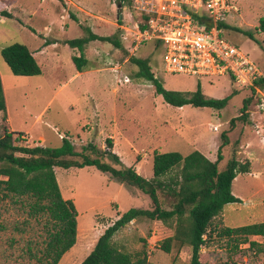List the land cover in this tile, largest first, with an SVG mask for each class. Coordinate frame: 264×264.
Here are the masks:
<instances>
[{
  "label": "rangeland",
  "instance_id": "rangeland-1",
  "mask_svg": "<svg viewBox=\"0 0 264 264\" xmlns=\"http://www.w3.org/2000/svg\"><path fill=\"white\" fill-rule=\"evenodd\" d=\"M45 1L52 4L51 11L56 19L63 20L64 15L69 14L68 20L78 21L81 26L78 28L76 25L74 29L61 35L56 31L63 30L62 24L66 25L64 22L52 21L51 26L56 36L87 35L86 28L92 24V14L96 13L99 16L97 20L100 28L105 29L109 35L114 34L112 31L118 32L123 47L118 48L113 43L102 40L94 44L89 42L85 45V48H88L89 62L86 69L89 73L71 81L69 79L77 73V69L70 55L72 49L66 46L59 49L50 48L48 60L39 56L44 68L42 75L14 74L3 58L1 50L15 42L34 47L42 41L43 36L40 38L35 36L37 39L33 37L32 29L43 30L39 6L47 4ZM69 1L28 0L29 5H26L28 15H22L26 22L24 25L20 24V20H11L9 16L0 13V71L6 87L8 120L10 119L12 127L17 132H23L31 139L29 142L19 141V144L60 147L63 137L66 136L79 152L90 143L96 144L99 150L104 152L109 149L107 139L112 140L109 135H114V138L118 139L122 133L128 132L137 142H152L150 131L158 142L154 145L159 152L178 151L187 155L192 151L190 143L193 144L195 137L202 142L214 138L220 145L223 141L221 135L226 132L232 142L223 149L225 158L220 162V168H225L227 160L235 155L241 162L249 163L250 172L238 174L233 181V192L241 197V202L226 204L223 211L213 220L207 233L208 237L206 236L207 241L201 250V260L205 264H264L263 237H252L261 243V250L249 248L248 244L235 249L233 242L229 244L228 239L220 235L221 229L226 226L236 227L264 221V126L260 133L256 128V124L264 123V118L258 106L259 102L251 95L250 88L237 85L227 76L198 78L193 75L168 73L162 60L163 47L155 46L154 42H148L135 50L133 42L135 37L131 34L136 31L135 21L138 20V16L127 0H112L115 5L111 0H89L88 5H93L97 11L89 10L83 0H73L75 4ZM234 1L239 9L237 12L229 13L225 36L246 51L259 64L264 74V51L260 47L264 35L256 29L259 18L263 17L260 13H264V10L259 11L258 6L262 3L264 8V1ZM4 3V10L9 12V1L4 0ZM114 22L127 28L118 29L117 26L114 27ZM65 28L68 30V26ZM249 33H253L255 39L251 38ZM123 34L126 38L122 36ZM72 48H75L74 53L78 55L79 48ZM132 57L149 58L151 70L166 89L191 92L196 89L198 81H201L203 91L208 96L223 98L233 92L236 94L221 110L191 104L179 109L166 103L163 96L156 92L152 82L138 77L139 66L132 61ZM54 59L59 62L57 69L51 64ZM95 75L99 76L95 78L100 79L102 85L109 81L104 91H100V94H103L105 114L98 115L96 125L94 119H91V124L84 126L86 132H89L87 134L78 127L79 116L76 110L71 111L70 106L75 104L78 96L80 99L85 97L84 90L94 83ZM125 76L130 78L129 82L124 81ZM113 79L114 82H111ZM245 98H251L248 119H237L234 125H231V119L241 115ZM4 115L0 114L1 135L7 128V116L5 113ZM119 120H125L124 124L120 125ZM100 124L103 126V132L99 129ZM211 124L218 125V131H210L209 125L210 128L214 127ZM151 130L156 134L154 135ZM170 132H173L171 134L173 136L168 141L167 136ZM40 135L44 138H39ZM146 151L151 152L147 147L144 151L139 150L141 154ZM217 151L218 149L213 156L215 160ZM85 152L92 157L98 156L103 161L120 166L104 154L99 156V153L91 149ZM74 158L82 160L79 156ZM148 158H153V153H149ZM56 175L64 196L78 202L79 229H88L79 232L75 245L64 254L59 264H80L104 230L119 218L115 216L117 209L123 214L132 207L139 208L147 204V202L141 204L132 197L137 194L144 200V195L138 193L137 188L127 185L120 187L117 181L110 179L109 173L102 172L94 165L83 168L57 167ZM159 196L164 208H172L174 199L167 191L159 190ZM147 198L149 206L153 208L151 199L148 196ZM26 208L21 202L2 198L0 195V264H30L34 262L30 260V249L38 252L44 245L45 233L42 222L28 220ZM172 234L173 230L161 220L140 217L120 229L115 234L114 241L125 250L135 251L142 249V238H145L150 253L149 264H190L192 255L190 247L174 245L170 253L161 249L162 241Z\"/></svg>",
  "mask_w": 264,
  "mask_h": 264
},
{
  "label": "trees",
  "instance_id": "trees-1",
  "mask_svg": "<svg viewBox=\"0 0 264 264\" xmlns=\"http://www.w3.org/2000/svg\"><path fill=\"white\" fill-rule=\"evenodd\" d=\"M4 0H0V13L12 17L4 10ZM120 21V20H119ZM228 27L227 24H221ZM239 29V28H237ZM256 29L264 33V17L260 18ZM87 35L67 40L71 47H78L80 55H74L73 61L79 70L88 64L84 55V47L89 41L102 40L113 43L116 47H123L118 32L109 36L93 33L86 28ZM249 36L255 39L253 33ZM264 51V39L260 41ZM2 56L16 75H40L42 68L26 44L15 42L4 46ZM132 61L139 66L138 77H143L155 86L156 92L163 96L166 103L182 107L188 104L196 107L225 108L230 99L236 94L215 98L204 93L201 81H198L194 91H179L166 89L160 79L150 67L149 58L132 57ZM255 86L264 89V76L255 81ZM255 98L256 89L250 87ZM251 98H245L242 113L231 119L234 125L237 119H248V106ZM7 110V102L0 74V112ZM23 132H9L0 134V195L21 202L26 208L28 220L35 219L42 222L45 239L43 247L38 252L30 249V264H59L64 254L77 241L78 209L73 199L64 198L55 167H79L94 165L102 172L110 174L115 181L132 186L146 194L154 205L151 209L132 207L109 225L99 236L95 246L80 264H149V249L145 238L140 250L128 251L118 246L114 241L115 234L134 219L147 217L161 220L173 230V234L165 238L160 247L170 253L174 245L188 246L192 249L190 264H205L201 260V250L207 241L206 236L213 224V220L223 211L228 203L241 202V198L233 193L232 184L240 173L250 172L249 163L241 162L235 155L227 160L226 167L220 168V162L225 158L223 149L232 140L226 132L222 133L223 141L218 147L217 159L210 160L199 150L187 155L178 151L153 153L154 176L147 179L132 166H125L119 155L112 151L113 142L107 139L111 150L102 152L96 144H88L82 152L68 137H63L60 147L43 145H21L20 135ZM104 154L116 164L103 161L100 157H92L85 151ZM81 157L82 160L74 157ZM159 190L167 191L173 200L172 208H164ZM88 230V229H85ZM79 229L80 231H85ZM229 244L239 249L248 244L249 248L262 249L261 243L253 240L254 236H264V221L253 222L236 227L226 226L220 231Z\"/></svg>",
  "mask_w": 264,
  "mask_h": 264
},
{
  "label": "built area",
  "instance_id": "built-area-1",
  "mask_svg": "<svg viewBox=\"0 0 264 264\" xmlns=\"http://www.w3.org/2000/svg\"><path fill=\"white\" fill-rule=\"evenodd\" d=\"M127 1L138 16L136 31L131 34L135 37V50L154 42L163 47L162 60L168 73L198 78L227 76L237 85L254 87L264 118V89L255 86L264 74L246 51L225 36V27L221 25L227 24L231 11H238L234 0ZM122 36L126 38L125 34ZM123 79L130 81L128 76ZM263 126L264 123L256 124L258 133ZM218 128L213 127L215 131ZM28 137L20 135L23 142H29Z\"/></svg>",
  "mask_w": 264,
  "mask_h": 264
},
{
  "label": "crops",
  "instance_id": "crops-1",
  "mask_svg": "<svg viewBox=\"0 0 264 264\" xmlns=\"http://www.w3.org/2000/svg\"><path fill=\"white\" fill-rule=\"evenodd\" d=\"M5 1H9V13L12 14V17H9V18L11 20H16V21L17 20L18 21L20 20V24L21 25L22 24L23 25L26 24V22L24 21L23 17L28 15L27 14L28 13V8L26 7V5L27 6L29 5L28 4L29 3L28 0H5ZM83 1L85 2V5H86V7H88L89 10H91V11L92 10L93 11H97V9H95V7H93V5H88L89 0H83ZM69 2L72 3V4H75L73 0H70ZM46 3L47 4H44V3L43 4H40V6H39V9H40V11L42 13V15H41V24L43 26V30L41 31V30H38V29H35V28L32 29L33 30V33H34V36L33 37L34 38H36V37L40 38V36H43L42 37V41L39 44L35 45L34 47H31V46L29 47V49L31 50V52L33 53V55L35 56L36 60L38 61V63L40 64V66L42 68V73L40 75H42L44 73V68H43V66L41 64V61L39 59V56H43L45 58V60H48L49 59L48 58L49 57L48 54H49V49L50 48L59 49V48H61L63 46H66L68 49H72V54H70L71 55V58H73L74 55H77L76 53H74L75 52V50H74L75 48H72L70 46V44L67 43V40L75 39V38H80V37H69V36L59 37V36H56V34L53 33V27L51 26V24H52L51 22L52 21H54L56 23L57 22H60V23L61 22H64V25L68 26V30H66V28H65L66 26H63V24H62L63 30L61 29V30L56 31V33H59L60 32L61 35H63L64 33L65 34L68 33L70 30L74 29L76 25L78 26V28L81 27L80 24L77 23L78 21L76 22L75 20H68L69 14L64 15L63 20H61V19L59 20L58 18L56 19L55 14L53 13V11H51L52 4L49 1H47ZM111 3H112V0H111ZM112 4L115 5L114 3H112ZM18 7H19V9H18ZM262 7H263V4L260 3L259 6H258L259 11L260 10L261 11L264 10V8H262ZM22 15H24V16L22 17ZM260 16H263L264 17V13L263 14L260 13ZM98 17L99 16L96 15V13L92 14V20H91L92 21L91 22L92 24L89 25L87 28H89L95 34L102 35V36H109L110 33H107L105 29H101L100 26L98 25L99 24V21L97 20V19H99ZM260 18H262V17H260ZM260 18H259V21H260ZM113 25H114V27L117 26L118 29L119 28H124L123 25H118V23H116V22H114ZM100 29H101V32L99 31ZM112 33H115V31L114 32L112 31ZM52 34H54V36H52ZM263 35H264V33H263ZM81 37H83V36H81ZM98 41H99V39L92 40V41H89V42H93V44H94L95 42H98ZM104 47H105V45H104ZM87 53H88V48H85L84 47V55H85V57L88 60V56H87L88 54ZM78 55H80V50H79V54ZM55 60L56 59L52 60L51 61V64L54 67V69H57L59 62L58 61H55ZM72 61H73V59H72ZM88 62H89V60H88ZM86 66L84 67L83 70H79L76 67L77 73L74 76H72L69 79V81L74 80L75 78L80 77L83 74L89 73L88 72L89 70L86 69ZM0 74H1L3 88H4V93H5V97H6V87L4 85V80H3V77H2L1 71H0ZM95 77H99V76L98 75H95L94 76V79H95L94 80V83L89 88L87 87L84 90L85 92H84L83 96H85V97L83 99H80V96H78L76 98L75 104H73V105L70 106L71 111H74L75 112V110H76L77 111L76 114L79 116V118L77 119V123L79 124L78 127L80 129H82L87 134L89 132H86L84 126L86 124H88V123L91 124V122H90L91 119H94V121H95V124L94 125H96V123L98 122V115L99 116H102L103 113L105 112V110H104L105 108H103L104 105L102 104V96H103V94L101 95L100 94L101 93L100 91L101 90L104 91V88L108 86L107 83H109V81L106 82V83H104V85H102V81L100 79H98V78H95ZM118 80L121 81L122 79H118ZM111 82H114V79L111 80ZM6 102H7V110L5 112H2L1 111L0 114L3 113V115H4V113H5L6 116H7L6 117L7 118L6 119V121H7V128L6 129L9 132H17L12 127L10 119L8 120V114H7V111H8V101H7V98H6ZM183 107L184 106L178 107V108L179 109H183ZM119 122H121L120 125H123L124 122H125V120H123V121L122 120H119ZM102 124H103V121H102ZM102 124H100V126H99V129L101 130V132L104 131L103 130V126H105V124H103V126H102ZM211 125L215 126V124H211ZM90 126H88V127L90 128ZM109 127H111V126H109ZM209 129L212 132L215 131L213 129V127L210 128V125H209ZM151 131L154 133L153 130H151ZM26 132H28V131H26ZM172 133L173 132H170V135L168 133V136H167L168 137V139H167L168 141L170 140V138H172V136H173V135H171ZM149 134L151 136L152 142H137L135 140V138L132 137V135L128 134V132L122 133V135L119 136L118 139L117 138H114L115 137L114 135H109L108 136V137L112 138V142H113V147H112L113 150L112 151L115 152V153H117L119 155L121 161L124 164L128 165V166L134 167L138 171V173H140L141 175H143L147 179H151L154 176V171H153V158H151V159L148 158L149 153H154L155 151H159L158 148H157V146L154 145V144H157L158 142L155 141V139L151 135V132L150 131H149ZM155 134L156 133H154V135ZM40 137L41 138H44L43 135H40L39 138ZM155 138L157 140V137L156 136H155ZM211 138H213V137H211ZM40 143L44 144L43 142H40ZM190 145L192 147V151L199 150L204 155H206L210 160L215 161V157L213 158V156L216 154V150L219 147V142H217L216 140H214V138H213V140L208 139V141H203L202 142L200 139H198L197 137H195V140H194L193 144L191 142ZM143 147L149 148L151 150V152L146 151L145 153H142L141 154V152H139V150L142 149V151H144L145 148H143ZM108 150H111V149L109 148ZM167 152H169V151H167ZM56 170H57V167H55V171ZM110 179L111 180H114L112 178H110ZM58 182H59V179H58ZM117 183L120 185V187H125L126 186L125 184L120 183L118 181H117ZM138 191H139L138 193H142L144 195L143 196V198L145 197L144 200L142 199V196H137V194H135L134 196L131 194L132 197H134L137 200H139L141 204H144L145 202H147L146 205H141V207H139V208L150 209L151 208L149 206L150 205V202H149V200L147 198V195L144 194L143 192H141L140 190H138ZM62 194L64 196V193L63 192H62ZM64 198L70 199V197H65V196H64ZM75 203H76V206H77V209H78V202L76 200H75ZM120 215H121L120 214V211L117 209L116 210V213H115V216L118 218V217H120ZM79 217H80V213L78 214V218ZM133 221H137V219H134ZM144 223H147V222H144ZM78 234H79V221H78ZM258 236L259 235H257V237ZM77 237H78V235H77ZM261 237H263V236H261Z\"/></svg>",
  "mask_w": 264,
  "mask_h": 264
}]
</instances>
